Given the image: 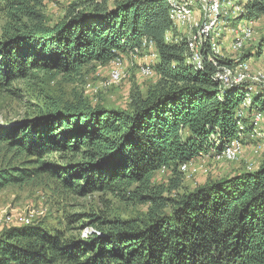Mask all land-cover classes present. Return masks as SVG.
I'll list each match as a JSON object with an SVG mask.
<instances>
[{"label":"trees","instance_id":"16d2710c","mask_svg":"<svg viewBox=\"0 0 264 264\" xmlns=\"http://www.w3.org/2000/svg\"><path fill=\"white\" fill-rule=\"evenodd\" d=\"M169 2L78 0L51 23L46 0H0V93L15 94V83L36 74L71 79L124 58L149 61L145 68L156 78L145 91L134 84L122 108L93 105L78 93L70 100L43 94L38 119L0 128V192L47 181L63 198L109 194L147 207L144 217L88 214L84 223L74 215L66 227L7 229L0 264H264V157L252 172L193 190L181 171L256 137L264 91L219 81L200 48L198 64ZM263 17L264 0H246L238 20ZM204 43L205 54H213ZM263 47L264 34L255 57ZM231 60H220L221 70L235 69ZM163 169L170 177L157 184ZM77 224L94 233L82 239Z\"/></svg>","mask_w":264,"mask_h":264},{"label":"rangeland","instance_id":"374dc122","mask_svg":"<svg viewBox=\"0 0 264 264\" xmlns=\"http://www.w3.org/2000/svg\"><path fill=\"white\" fill-rule=\"evenodd\" d=\"M76 1L78 0H46L45 12L51 23L58 22L65 15L67 7ZM104 1L108 5H112L116 0ZM168 1L174 7L184 3L185 0H176L180 2ZM187 1L191 3L195 12V22L185 28L178 24L175 25L181 33L191 36L196 34L203 13L197 0ZM242 9H244L243 6ZM240 16L237 14L231 15L226 20L227 27L226 25L223 26V36L225 35L226 38L224 36V38H221V43L219 41L220 48L218 52L224 55V58L235 61H238L237 59L244 52L250 51L254 55L244 60V62L249 65L248 82L250 86H248L249 88L252 87L251 93H257L259 92L258 84H261L259 79L264 75V47L259 57H255V54L259 50V42L264 34V17L255 23H249L238 20ZM4 22V18L0 15V29ZM224 40L226 41L224 42ZM235 40L244 45L243 50L232 51ZM153 64L157 65L158 61L155 60ZM149 65V61H143L141 58H124L104 67L98 65L88 67L83 70L80 77L71 79H64L61 76L51 78L48 75L36 74L26 81H19L11 88L15 94L8 91L0 93V128L7 125L20 126L38 119L37 110L38 106L41 105V100L37 97H41L43 94L70 100L78 93L93 105L99 104L108 108L125 107L134 84L145 91L155 82L156 78L153 70L145 68ZM114 73L120 74L116 81H112ZM243 91L248 93L247 88ZM245 104L249 105L247 99ZM257 128L259 130L255 134L259 131L264 133L263 117ZM256 137H252L245 145L241 142L239 153L232 159L223 155L225 149L220 153L213 150V153L204 155L194 163H189L186 170L183 171L181 167L184 175V187L193 190L210 181L256 170L264 157V134L260 137L256 134ZM53 158H57V156L55 155ZM169 177L170 172L163 169L156 173L155 182L157 184L166 183ZM48 183L45 181L41 184L24 187H9L0 192V235L7 229L33 223H44V225L51 228L66 227L67 224H70L67 220L68 217L74 215H80L84 219L82 222L85 221L84 223H86L89 220L86 218L88 214L105 213L111 217L129 219L144 217L147 212L146 206L131 207L122 204L109 194L63 198L54 191L53 184L48 185ZM74 227V234L81 235L84 240H87L94 233V227L89 226V224H87V227H81V224ZM76 227L78 228L76 229ZM78 229H83L80 234Z\"/></svg>","mask_w":264,"mask_h":264},{"label":"bare ground","instance_id":"6f19581e","mask_svg":"<svg viewBox=\"0 0 264 264\" xmlns=\"http://www.w3.org/2000/svg\"><path fill=\"white\" fill-rule=\"evenodd\" d=\"M174 1L180 2L176 0ZM204 1H212V4H215V11L218 12L212 14L211 17H207V10L205 9L203 0H197V2L200 4L203 17L202 20L199 21L200 25L198 26L196 34L191 36L187 35V37L191 42V49L193 50L194 53V60L198 64H201V58L197 56L196 53L199 51V48L203 42L208 43L211 52L214 53L215 50H217L218 56L222 55L221 53L218 52V49L220 48L219 41L221 43V38L222 37L224 38L225 36V35L223 36V31H224L223 26L226 25V20L231 15H235V14L242 15L245 12V5H246V0H204ZM242 6L244 9H242ZM172 15L175 24L180 25L182 28L191 25L193 22H195V18H196L191 3L187 0H185L184 3L172 7ZM205 25H207V29L205 31V36H204L201 35L200 33L203 30V28H205ZM248 36H250V34H248ZM243 46L244 45H242L240 41L235 40L233 42L232 51L238 52L243 48ZM237 60H238L237 61L238 64L236 65L235 69L233 70L222 69L221 72H218V74H216V78L224 83H231L228 79H238V78L242 80L239 81V83H232V84H244L248 82L249 65L246 62L241 61L240 59ZM119 76H120L119 73H114L112 75V81L118 80ZM259 80L261 84L264 85V75H262ZM247 103L250 104L249 98L247 99ZM241 116H243L242 112L239 114V117ZM260 117L261 116L256 117V122H255L256 126H258L259 123L261 122ZM257 130L259 129H256V132ZM257 135L260 137L262 133L259 131ZM235 147H237L236 150ZM240 148H241L240 143L238 141H233L228 147L225 148L223 155L229 159H232L239 153ZM181 167L182 170L184 171L188 168V164H185Z\"/></svg>","mask_w":264,"mask_h":264},{"label":"built area","instance_id":"2783aa9c","mask_svg":"<svg viewBox=\"0 0 264 264\" xmlns=\"http://www.w3.org/2000/svg\"><path fill=\"white\" fill-rule=\"evenodd\" d=\"M203 3L205 5V9L207 10V17H211L212 14H214L215 12H218V11H215V4H212V1H204L203 0ZM207 29V25H205V28H203V30L201 31V35H204L205 36V31ZM205 47H206V44H201V47H200V50H201V57H204V64L207 62L209 64H212L216 67V72H221V66L219 64V61L220 60H224L223 57H219L218 56V53H217V50H215V52L213 54H205ZM234 62V60H231ZM250 64V62H249ZM231 83H239V81H241L242 79H228ZM263 90L264 91V88H261L259 87V91ZM235 146V144H234ZM237 147H235V150H236Z\"/></svg>","mask_w":264,"mask_h":264},{"label":"crops","instance_id":"0c3cea01","mask_svg":"<svg viewBox=\"0 0 264 264\" xmlns=\"http://www.w3.org/2000/svg\"><path fill=\"white\" fill-rule=\"evenodd\" d=\"M226 27H227V25H226ZM226 40H227V39H226ZM226 40H224V42H225Z\"/></svg>","mask_w":264,"mask_h":264}]
</instances>
